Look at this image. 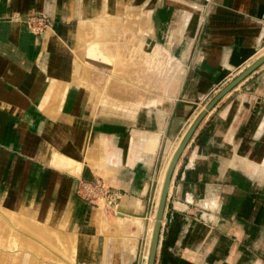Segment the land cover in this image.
I'll list each match as a JSON object with an SVG mask.
<instances>
[{"label":"crops","instance_id":"obj_1","mask_svg":"<svg viewBox=\"0 0 264 264\" xmlns=\"http://www.w3.org/2000/svg\"><path fill=\"white\" fill-rule=\"evenodd\" d=\"M186 1L0 0V207L31 212L33 220L55 229L74 227L93 240L95 259L105 248L99 264L138 263L141 236L135 244V235L107 212L115 232H101L93 210L99 203L77 196L78 178L101 177L116 193V211L141 221L163 142L188 124L191 109H203L246 69L264 44V0H196L207 3L198 8ZM32 13L47 18L43 34L25 26ZM198 16L185 60L186 44L170 49L185 68L174 99L156 105L159 99L152 98L139 107L117 94V107L102 96L107 91L92 90L100 81L93 68L119 75L134 66L124 62L125 46L118 41L132 38L136 46L142 37L149 47L161 41L158 22L169 20L162 35L170 47L171 33L177 27L192 32ZM147 21L148 35L137 30ZM132 51L130 61L138 57ZM151 51L146 65L155 68L161 60V75L179 68L158 48ZM81 68L88 77L81 78ZM105 81L108 87L110 77ZM77 252L89 262L88 252ZM155 264H264V63L204 117L180 156Z\"/></svg>","mask_w":264,"mask_h":264},{"label":"rangeland","instance_id":"obj_2","mask_svg":"<svg viewBox=\"0 0 264 264\" xmlns=\"http://www.w3.org/2000/svg\"><path fill=\"white\" fill-rule=\"evenodd\" d=\"M178 1H181V0H178ZM186 2H189V5L194 7V8H198L201 5L202 6L207 5V3H204V4L200 3V5H199V3L196 0H187ZM207 7H209V6H207ZM209 10L210 9H208V12H209ZM206 11H207V9H204V11L202 9H200L199 13L205 14ZM181 14L189 16V18H190L189 22L190 21L194 22L193 21L194 18L191 15H189L188 13L182 12ZM140 16L143 17L146 15L141 14ZM29 18L31 19L30 27L28 26V19ZM200 19H201L200 16H198L195 19L194 28H193L192 32H190V33H186L184 31H182L181 28H178V27L176 28L175 31L173 30L174 32L172 31L173 33H171L172 45L170 47H169V45H167L165 38L162 35V31L164 29H166V30L168 29V25H169L168 21L169 20L168 21L167 20H161L158 22L159 25H160V23L162 24L160 37H161V41L163 43L161 41H158L157 43L153 42V44H149V47H144L145 46L144 44H147L149 42H144L142 37H141L140 41L138 39H136V42H137L136 46L133 45L134 40L132 38H130L131 40L129 42L118 41V43L119 42H121L122 44L124 43V46H125V52L123 54L125 56L124 62L129 65V64L133 63V61H134V66L130 65V66H127L125 68H122L121 73L119 75H115L112 72L107 73L104 70L103 71L105 73L102 74L99 72L100 69L98 70L97 68H93L92 69V76L97 77L100 80L98 85L102 86V87L103 86L107 87V85L105 84V82H106L105 80L109 76L111 83L108 84V88H109L110 92L111 93L113 92L114 95H117V94L121 95V97L125 98V100L128 99L134 103L135 102L138 103L139 107H143L152 98H158L159 99L158 105L161 103L162 100H166V99L170 100L172 98L174 99L176 97L178 91L180 90L182 78H183V75L185 73V68L183 67L181 59H179V58L181 57L182 59L185 60V58L187 57L189 46L193 42V38H194V35L196 33ZM16 20L21 21V18L19 17ZM40 20H42V22ZM23 21H25V24H26L25 26L27 27V29H29V31L35 35H39L41 33L43 34L44 31L46 32V30L49 27L47 18L40 15V14L32 13V14L28 15L27 17H25L23 19ZM127 21H129V20H127ZM127 21L125 23H127ZM181 21L182 20H178L177 18H175V23L177 26L181 25ZM32 28H40V30H38V29L32 30ZM149 28H150L149 21H147L146 23H143V25L140 28H137V30L144 32L145 34L148 35L150 32ZM201 28H202V26H200L199 32L201 31ZM133 30H135V29H133ZM133 30H129L126 32H128V33L131 32V33H129V35L133 36V34H132ZM182 34L190 35V36L183 37ZM181 43H183L184 45L186 44L188 48L183 49V55H182V51H181L180 55H182V56L178 57V53L172 52V51H170V49L172 47H174L175 45H179ZM128 48H132V49L135 48L138 51V53H137L138 57L136 58V60L134 59V60L130 61L129 57H127V55H133L135 57V55L132 51L130 52V54H128V50H127ZM152 48H156V49L158 48L161 55H163L164 57H166L170 60H175V62H171V63H173L174 66L180 65L179 68L172 66L171 68L167 69L166 75H164V74L161 75L159 71L162 70V64H163L162 61H159V60L155 61L156 62L155 68L154 67L152 68V67L146 65L145 61L149 60L148 58L152 54V51H151ZM263 52H264V46L260 48V50L258 51V53L255 56L254 61H256L259 57H261L264 54ZM252 63L248 64L247 67L249 65H251ZM155 70H157L158 73L154 74ZM149 78L154 79V80H152V83H150ZM132 79H133V81H132ZM164 80H165V82H164V84H162V81H164ZM119 88H121V89H119ZM212 95L213 94H211L208 98L211 99ZM207 100L208 99H205L201 103V105H200L201 108H202V106L205 105V102H207ZM201 110L191 109L190 110L191 112L188 115L189 121L191 118H194L196 116V114H199ZM184 124L185 123H183L181 125V127L179 128V131H177L176 135L172 138V140L175 139L176 136H178L180 134L182 128H184V126H185ZM162 152L163 151L160 150L158 161L160 159V156L162 155ZM157 165H158V162H157ZM154 188H155V184L153 182L152 193H151V187H150L149 198H148L147 203H145L146 204L144 206L145 208L143 209L144 217L140 221L142 227H144L146 224H148L150 216L153 213V209H154L153 208L154 207L153 202H155V199L153 198L154 194H155V193H153V192H155ZM76 194L81 199L87 200L88 204H90L92 206H96V204L98 202H102L104 215L106 212L108 215H110V214L114 215L115 211H116L115 207L117 204H119V203H117L114 205V203L117 202V200H118L115 191L113 189H111L110 187L106 186V184L103 182L101 177H99L95 174L92 175V177L90 179L85 178V177L78 178V185L76 188ZM152 195H153V197H152ZM110 207L113 208V211H108L107 208H110ZM148 217H149V219H148ZM123 231H125L126 233L127 232L131 233L132 235H135V241H133V242H135V244L138 241V239L136 237L141 236L142 242L139 246V253H138L139 260H138L137 264H143V262H144L143 255H144L146 248H147L144 244L145 243L144 233L140 232L141 230H139V232L137 234H135V233L133 234L131 232L129 225L124 226ZM26 249H28V247Z\"/></svg>","mask_w":264,"mask_h":264},{"label":"bare ground","instance_id":"obj_3","mask_svg":"<svg viewBox=\"0 0 264 264\" xmlns=\"http://www.w3.org/2000/svg\"><path fill=\"white\" fill-rule=\"evenodd\" d=\"M158 55H160V52ZM113 70L115 73L119 74L118 71L120 70V68H116ZM84 71L85 68H81L80 70L81 78L88 77L87 76L88 74ZM83 85L90 88L89 85L82 82V86ZM91 88H93L92 90L94 92H97L98 94H101L102 91L103 92L107 91L106 95H102V94L101 95L103 97H106L105 99H107L111 104L116 106L122 104V102L119 100L120 97L118 98L117 95H113V92L111 93L108 87L104 88L93 85V87ZM153 106L155 105L153 104L152 107ZM197 115L198 114H196V116ZM195 117L190 119L189 123L181 130L180 134L176 136L175 139L173 140L166 139L163 142L161 148L163 152L162 155L160 156L158 165L155 169L153 176V182L155 184V188H154L155 192L153 193L155 194L154 197L153 195L152 197L155 199V202H153L154 203L153 213L151 214L150 219L148 217L149 219L148 224L142 227L139 219L129 220L127 219L128 216L121 211L119 212L115 211V214L113 215L114 220L120 225V227L129 225L130 227H132L135 234L141 229V227L143 228L142 231L144 233V238H145L144 244L147 247L143 255V259H144L143 264H147V260H148L150 243L152 239L153 225L154 222L156 221V211L158 207L160 192L163 186L166 170L181 139L183 138L189 125L192 123ZM98 203H99L97 204L98 206H96L97 208H93V210L94 212L97 211V215L100 219V220L98 219L100 231L103 233H109V232L114 233L115 232L114 222L111 219H108L105 216H103L104 215L103 207H102L103 203L102 202H98ZM31 217L33 218L31 212L26 214V216H24L16 213L15 211H10L9 209L0 207V264H99L100 262L102 263L103 254H105V248L104 251L100 253L99 258L95 259V255H94L95 244L93 240L89 239L88 237L78 235L74 231V227L68 229L67 231H64L63 229H55L54 226L51 227V225L48 224L47 226L44 223L33 220ZM163 220L164 217L161 220L162 224H163ZM131 239L135 241V236L131 237ZM27 247L28 249H26ZM105 247H106V242H105ZM77 249H82L83 251L88 252L89 254L88 263H85V261L78 255ZM135 250L136 249L134 248V251Z\"/></svg>","mask_w":264,"mask_h":264},{"label":"water","instance_id":"obj_4","mask_svg":"<svg viewBox=\"0 0 264 264\" xmlns=\"http://www.w3.org/2000/svg\"><path fill=\"white\" fill-rule=\"evenodd\" d=\"M264 46V44H263ZM264 63V54L254 61L251 65H249L246 69H244L241 73H239L234 79H232L228 84H226L222 89H220L212 99L204 106V108L200 111V113L195 117L192 123L189 125L186 133L181 139L176 151L174 152L168 168L166 170V174L164 177L163 186L160 192L158 207L156 211V221L153 225L152 239L150 243V250L148 254L147 264H155L156 255L158 249V243L160 238V232L162 228L161 220L165 216L166 209V201L168 196V187L170 181L172 179L173 171L178 162L180 156L183 151L187 147L192 135L196 131V128L200 124V122L204 119V117L215 107V105L231 90H233L238 84H240L244 79H246L250 74H252L255 70H257Z\"/></svg>","mask_w":264,"mask_h":264},{"label":"built area","instance_id":"obj_5","mask_svg":"<svg viewBox=\"0 0 264 264\" xmlns=\"http://www.w3.org/2000/svg\"><path fill=\"white\" fill-rule=\"evenodd\" d=\"M41 22H42V20H40ZM30 22H31V19L29 18L28 19V26L30 27ZM42 24V23H41ZM36 29H38V30H40V28H32V30H36Z\"/></svg>","mask_w":264,"mask_h":264}]
</instances>
